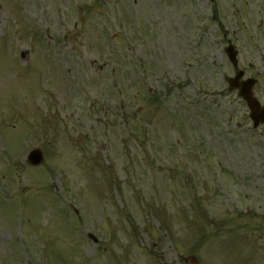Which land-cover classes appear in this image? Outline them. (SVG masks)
<instances>
[{"label":"rangeland","instance_id":"rangeland-1","mask_svg":"<svg viewBox=\"0 0 264 264\" xmlns=\"http://www.w3.org/2000/svg\"><path fill=\"white\" fill-rule=\"evenodd\" d=\"M225 34L264 71V0H0V264H264Z\"/></svg>","mask_w":264,"mask_h":264},{"label":"water","instance_id":"water-1","mask_svg":"<svg viewBox=\"0 0 264 264\" xmlns=\"http://www.w3.org/2000/svg\"><path fill=\"white\" fill-rule=\"evenodd\" d=\"M229 54L231 55V58L233 59V61L235 63H237V59L235 57L236 52H231V50L228 49ZM236 79H231L230 83H231V89H234L235 84L234 81ZM238 86V85H236ZM252 93L248 90V91H241V95L245 97V99L248 101V106H250L251 110H252V118L255 120V125H257L260 121L264 120V108H262L260 106V103L258 102V100H256L253 95H251ZM43 159V154L40 150H34L31 154H30V161L34 164H38L42 161Z\"/></svg>","mask_w":264,"mask_h":264}]
</instances>
